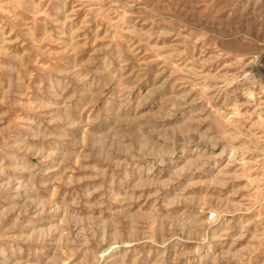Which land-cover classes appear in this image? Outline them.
Instances as JSON below:
<instances>
[{
  "label": "rangeland",
  "instance_id": "1",
  "mask_svg": "<svg viewBox=\"0 0 264 264\" xmlns=\"http://www.w3.org/2000/svg\"><path fill=\"white\" fill-rule=\"evenodd\" d=\"M0 264H264V0H0Z\"/></svg>",
  "mask_w": 264,
  "mask_h": 264
}]
</instances>
